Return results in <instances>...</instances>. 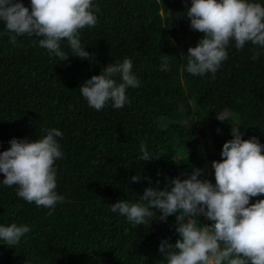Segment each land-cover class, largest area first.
<instances>
[{
    "label": "trees",
    "instance_id": "1",
    "mask_svg": "<svg viewBox=\"0 0 264 264\" xmlns=\"http://www.w3.org/2000/svg\"><path fill=\"white\" fill-rule=\"evenodd\" d=\"M21 2L30 9V0ZM190 3L93 0L100 8L97 24L79 34L88 59L72 55L66 40L61 49L70 56L64 61L39 46L41 37L20 35L13 44L0 21V151L12 138L61 131L56 139L63 156L54 168L56 191L65 198L51 209L30 204L15 185L2 183L0 173V226L31 229L14 246L0 241V264H166L159 245L179 238L175 215L162 221L154 209L148 226H134L111 205L143 203L145 188L164 189L194 169L215 184L211 162L222 159L223 143L233 138L231 123L241 127L242 139L254 136L264 145V47L249 42L237 50L230 41L215 73L192 75L187 50L203 34L190 27ZM165 54L171 56L168 71L161 70ZM125 58L139 80L126 89L130 103L90 107L80 85ZM142 142L156 158L140 160ZM137 174L139 183L130 179ZM257 199L264 195L250 203Z\"/></svg>",
    "mask_w": 264,
    "mask_h": 264
},
{
    "label": "clouds",
    "instance_id": "2",
    "mask_svg": "<svg viewBox=\"0 0 264 264\" xmlns=\"http://www.w3.org/2000/svg\"><path fill=\"white\" fill-rule=\"evenodd\" d=\"M99 11L93 0H30V9L21 0H0V21L10 42L15 44L17 36L25 34L41 37L39 46L59 61L70 56L61 49L65 40L72 55L88 59L79 34L96 26ZM186 16L191 29L203 34L187 50V71L192 75L215 73L227 59L230 41L237 50L249 42L264 47V4L256 0H191ZM170 57L164 55L161 70H169ZM132 68V61L125 58L85 80L79 89L88 105L99 111L109 101L117 109L130 103L126 89L139 86ZM231 124L233 138L223 143L222 159L211 162L215 184L200 179L201 169H194L187 178H172L164 189L145 188L140 195L143 203L118 200L111 205L110 211L134 226H148L154 209L160 211L162 221L175 215L179 238L174 243L162 240L159 245L166 264H264V199L250 203L252 197L264 195V145L254 136L242 139L241 127ZM46 132L35 140L12 138L10 147L0 151V173L2 183L15 185L20 198L51 209L65 199L56 191L54 168L63 156L56 139L62 132L56 128ZM140 152V160L156 158L143 142ZM130 179L140 182L139 174ZM200 215L212 223H199L196 217ZM30 230L24 224L0 226V241L14 246Z\"/></svg>",
    "mask_w": 264,
    "mask_h": 264
},
{
    "label": "rangeland",
    "instance_id": "3",
    "mask_svg": "<svg viewBox=\"0 0 264 264\" xmlns=\"http://www.w3.org/2000/svg\"><path fill=\"white\" fill-rule=\"evenodd\" d=\"M232 128V125L228 128V130ZM199 150L201 151V154L204 155L205 151H204V147L202 146V143H200L199 145ZM205 159V158H204ZM205 164H206V161H205ZM206 170H208V166L206 164Z\"/></svg>",
    "mask_w": 264,
    "mask_h": 264
}]
</instances>
